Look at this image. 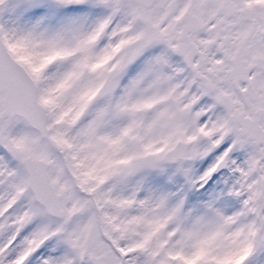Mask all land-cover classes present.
<instances>
[{
	"label": "snow or ice",
	"instance_id": "6c2138e0",
	"mask_svg": "<svg viewBox=\"0 0 264 264\" xmlns=\"http://www.w3.org/2000/svg\"><path fill=\"white\" fill-rule=\"evenodd\" d=\"M0 264H264V0H0Z\"/></svg>",
	"mask_w": 264,
	"mask_h": 264
}]
</instances>
